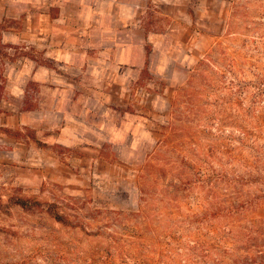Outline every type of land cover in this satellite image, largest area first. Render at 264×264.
I'll return each instance as SVG.
<instances>
[{"label": "rangeland", "instance_id": "1", "mask_svg": "<svg viewBox=\"0 0 264 264\" xmlns=\"http://www.w3.org/2000/svg\"><path fill=\"white\" fill-rule=\"evenodd\" d=\"M205 4L172 81L129 87L139 140L80 147L63 184L0 180V264H264V0Z\"/></svg>", "mask_w": 264, "mask_h": 264}, {"label": "crops", "instance_id": "2", "mask_svg": "<svg viewBox=\"0 0 264 264\" xmlns=\"http://www.w3.org/2000/svg\"><path fill=\"white\" fill-rule=\"evenodd\" d=\"M207 4L0 0V23L14 21L0 25V49L8 51L0 53L4 186L63 184L79 177L82 150L139 140L146 120L128 111L129 87L148 70L172 81L187 51L209 37L201 22Z\"/></svg>", "mask_w": 264, "mask_h": 264}]
</instances>
